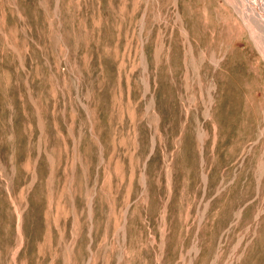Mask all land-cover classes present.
I'll return each instance as SVG.
<instances>
[{
	"label": "rangeland",
	"instance_id": "obj_1",
	"mask_svg": "<svg viewBox=\"0 0 264 264\" xmlns=\"http://www.w3.org/2000/svg\"><path fill=\"white\" fill-rule=\"evenodd\" d=\"M0 264H264V0H0Z\"/></svg>",
	"mask_w": 264,
	"mask_h": 264
}]
</instances>
